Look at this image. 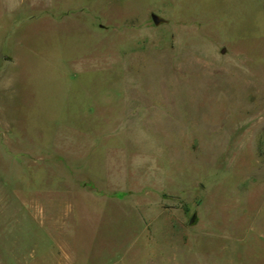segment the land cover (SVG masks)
Wrapping results in <instances>:
<instances>
[{
	"label": "rangeland",
	"instance_id": "1",
	"mask_svg": "<svg viewBox=\"0 0 264 264\" xmlns=\"http://www.w3.org/2000/svg\"><path fill=\"white\" fill-rule=\"evenodd\" d=\"M0 264H264V0H0Z\"/></svg>",
	"mask_w": 264,
	"mask_h": 264
},
{
	"label": "water",
	"instance_id": "2",
	"mask_svg": "<svg viewBox=\"0 0 264 264\" xmlns=\"http://www.w3.org/2000/svg\"><path fill=\"white\" fill-rule=\"evenodd\" d=\"M152 18H153V21L155 22V23H160L161 22V18L157 15V14H155V13H153L152 14Z\"/></svg>",
	"mask_w": 264,
	"mask_h": 264
}]
</instances>
